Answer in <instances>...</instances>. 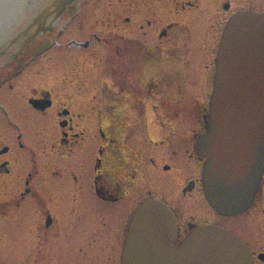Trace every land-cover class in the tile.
Returning <instances> with one entry per match:
<instances>
[{
    "label": "flooded vegetation",
    "instance_id": "obj_1",
    "mask_svg": "<svg viewBox=\"0 0 264 264\" xmlns=\"http://www.w3.org/2000/svg\"><path fill=\"white\" fill-rule=\"evenodd\" d=\"M100 1L73 0L57 14L34 8L0 39V254L10 255L0 264H13L21 237L28 264H50L53 253L56 264H121L131 216L148 198L174 213L177 243L192 225H218L246 243L253 264H264V173L245 210L221 213L207 200V157L196 151L226 23L241 10L264 13V0ZM89 11L121 29L120 41H104L101 80L90 52L73 66L63 61L59 87L50 85L48 52ZM91 37L66 42L81 52ZM211 72L207 105L177 102L194 94L188 80ZM18 159L26 162L21 175Z\"/></svg>",
    "mask_w": 264,
    "mask_h": 264
},
{
    "label": "water",
    "instance_id": "obj_2",
    "mask_svg": "<svg viewBox=\"0 0 264 264\" xmlns=\"http://www.w3.org/2000/svg\"><path fill=\"white\" fill-rule=\"evenodd\" d=\"M51 0L48 13H61L67 2ZM49 0H0V39L13 35L34 8ZM206 131L196 151L207 160L206 197L221 213L245 210L264 173V13L242 10L228 20L221 38ZM178 242L177 220L156 198L135 209L121 264H253L246 243L218 225L191 226Z\"/></svg>",
    "mask_w": 264,
    "mask_h": 264
},
{
    "label": "rangeland",
    "instance_id": "obj_3",
    "mask_svg": "<svg viewBox=\"0 0 264 264\" xmlns=\"http://www.w3.org/2000/svg\"><path fill=\"white\" fill-rule=\"evenodd\" d=\"M102 2V0L100 1ZM232 2L236 3V0H232ZM235 5V4H234ZM90 5H88L87 8H89ZM92 7H94L92 5ZM230 12L226 13V18L229 17ZM100 15L96 14V12L89 11L86 15H83V18L86 19L82 24L74 23L70 24L66 32L62 38V42L64 43V46L57 47L56 49H52L48 52V55L50 56V68H49V83L50 85H53L55 87H59V83L61 80V72L63 70L62 68V62L66 61V67L73 66V63L75 64V56L79 54H90L94 53L96 56L94 57L95 62H97L98 66L96 67V78L100 81V73L105 71L104 65H105V56L108 53V46L104 42L105 40H121V29H114L110 28L106 21L100 20ZM204 33V31L200 32L199 34ZM95 34V37L92 35ZM92 36V37H91ZM91 37L93 40L92 47L89 48V50L81 51L79 52L75 46L68 45L69 43L66 41H69V39L72 38H79L80 40H83L85 38ZM200 41L206 42L208 39L206 36L198 37ZM80 50V49H79ZM202 57H199V71L206 72V69L203 67L204 64H200V60H202ZM95 75V74H94ZM92 76L91 78H95V76ZM60 76V77H59ZM100 77V78H99ZM104 80V79H103ZM212 72L210 75L206 76V78H197L196 76L193 77V79L188 80V83L191 88L194 90L193 95L185 94L182 99H178L177 102H189V103H196L197 101L201 102L203 106L207 105L209 103V97L211 92V84H212ZM177 81V80H175ZM181 80H179L178 83H180ZM185 81H182L181 85H184ZM99 85V82H98ZM177 83H173V86H176ZM180 85V86H181ZM178 93V92H177ZM151 102H153V99L150 98L146 100L147 105H149ZM191 106H188L187 108H190ZM182 108H185L184 106ZM152 115V113H151ZM189 116V115H188ZM187 117V116H182ZM182 131H185L183 128ZM42 161L41 158L38 159V162ZM23 166L22 168L19 167L17 169V172L21 173L24 170V167L26 165V162L23 159H18L16 167L17 166ZM22 169V170H21ZM15 181V180H13ZM16 245H13V264H28V259L30 257L28 252V246L26 238H16ZM10 255L0 254V259L2 260L6 258H9ZM58 255L55 253L52 254L51 259L49 261L50 264H56ZM12 261H10V264ZM9 264V263H7Z\"/></svg>",
    "mask_w": 264,
    "mask_h": 264
}]
</instances>
